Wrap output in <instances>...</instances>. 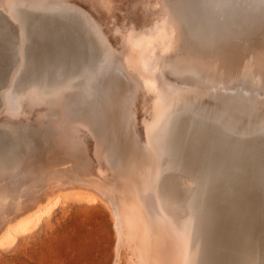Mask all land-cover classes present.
<instances>
[{"label": "bare ground", "instance_id": "1", "mask_svg": "<svg viewBox=\"0 0 264 264\" xmlns=\"http://www.w3.org/2000/svg\"><path fill=\"white\" fill-rule=\"evenodd\" d=\"M122 1L0 0V6L15 11L22 43L17 48L14 35L0 32V114L8 123L0 127V188L13 194L0 212V248L11 247L61 202L99 199L115 217L119 251L127 244L133 249V264H213L215 241L229 239L237 226L231 205L212 200L210 183L221 173L247 177L236 170L264 177V75L246 71L226 77L203 59L222 49L236 48L239 54L243 48L255 62L252 69L264 68V55L258 54L263 60L256 62L259 57L251 49H264V0H129L131 13L124 22L114 14L124 9ZM24 5L29 11L22 10ZM78 5L82 16L75 24L85 36L79 35L81 49L59 50L54 39L65 29L76 30L75 25H57L45 12ZM110 15L119 17L111 22ZM198 84L205 91L198 92ZM142 101L146 111L157 114L153 123L162 116V131L150 133L160 134L159 141L148 134L153 124L139 112ZM232 132L263 136L256 143L230 142L243 154L234 161L216 148L222 140L234 141L227 134ZM113 139L132 151L143 146L140 165L125 168L127 191L120 181L107 190L68 170L46 174L43 168L41 159L71 156L84 164L95 158L98 168L113 173L119 168L111 155ZM185 177L198 181L187 207L175 199ZM133 197L142 204L135 218L127 206ZM261 198L255 208L262 211ZM183 209L187 218L181 216ZM219 226L223 235L214 236L211 230ZM253 238L246 244L253 251L228 263L264 264L257 257V245L264 247V242Z\"/></svg>", "mask_w": 264, "mask_h": 264}, {"label": "rangeland", "instance_id": "2", "mask_svg": "<svg viewBox=\"0 0 264 264\" xmlns=\"http://www.w3.org/2000/svg\"><path fill=\"white\" fill-rule=\"evenodd\" d=\"M79 2H81V4L84 3L83 1H79ZM130 2L131 1H129V0L122 1V6L124 4V7H123L124 9H122L120 7L117 9V11H114L115 16L120 14L119 15L120 17L117 16L114 18L113 17L114 14H113V16L110 15L109 18L112 19V20L110 19L111 22L114 20L116 21V18H118V17H119L118 19L121 18L120 20L123 21L127 18V16H129V14L131 13V10H130L131 7L128 8V6H130L129 5ZM118 4L120 5L121 1ZM20 6H18V9H20L19 8ZM83 6H84V4H83ZM22 7H23L22 10H24V11H29V9H30L29 7H28L29 8L28 9L25 5ZM77 7L75 8L76 10L74 8H64L65 10L67 9V11L62 10L61 8H58V10L53 9L51 11L49 10V11L45 12V14L52 17V21H54L57 25L60 24V22L68 24L73 19H80L81 18L82 14L80 16V14L78 13L81 9L79 8V5ZM6 8L4 6L3 7L0 6V32L9 31L12 34V36L14 35L13 37L16 38L14 40V42H16L15 46L17 48H19L22 45V43H20V41H21L20 37H19L20 33H18L19 31H21V27H19L20 24H18V20L16 19L17 16L15 14V11L11 9L13 11L12 12L9 8H7V9ZM8 9H9V11H8ZM60 9H61V11H60ZM70 9H72V10H70ZM121 9L124 11H120ZM77 10H78V12H77ZM118 10L120 13L118 12ZM5 11H7L8 13L10 12V14L6 13ZM57 11H59V12H57ZM36 12H38V11H36ZM38 13H40V11ZM87 13H89V12H87ZM14 14H15V16H14ZM106 20H108V19H106ZM122 21H120V22H122ZM4 22H5V24H4ZM72 22L75 25L76 33L78 32L80 35H82L83 33L81 32L82 31L81 27H78L74 21H72ZM82 37L83 38L85 37L84 34L82 35ZM23 46H24V44H23ZM250 47L251 46H249V48ZM257 48H259V47L258 46L257 47L252 46L251 49L253 51L255 50V52H257V54L255 55L256 56L255 59L258 57L259 58L256 59L255 61L259 62V60L262 59V58H260V56L264 55V49L261 50V48H259V51H258ZM240 49L242 52H240L239 54L235 53V51L237 50L236 48H234V49L233 48L232 49H222V50H219V52L216 54L209 55V58H208V56L205 57L203 60H204V62L211 64L214 68H216V66H217L218 70H220L222 72L224 71L225 73H227V74H225L226 77L228 76V73L229 74H231V73H237L238 74V72L239 73H242V72L245 73L246 71L253 72L255 74H263L264 75L263 66L259 65L258 66V72H256V70L254 68L252 69V66L255 63L254 60L250 61L248 58V56L251 57L250 53L248 54V56H246V53H244L243 52L244 50H242L243 48H240ZM258 54H261V55L258 56ZM245 65H246V67H244ZM221 67H224V68L222 69ZM226 67L228 69H226ZM245 68L247 70H245ZM259 71L261 73H259ZM200 82L202 84H204V81L201 80ZM199 85L200 84H198L196 86V88H197L196 90L198 92H201L203 90L205 91L204 88H201V87H203V85H200V86ZM139 105L140 106L138 108H139L140 114L144 115V116L146 115V119L148 121H150L149 123L153 124V126L151 125L152 129L148 133L149 136L150 135L152 136V134H150V133H152V132L154 133V131L159 132L162 129L160 127V125H162V121H161L162 116L160 115L158 120H156V122L153 123L151 117H152V115H157V114H153L152 113V112H154L153 110H152V112L146 111V106L144 107L143 101H142V103L140 102ZM140 107H141V109H140ZM184 110H185L184 108L183 109H177L174 111V113L176 111L183 113V112H185ZM181 111H183V112H181ZM186 111H188V110H186ZM188 112H191V110ZM191 114H192V112H191ZM147 115H148L149 119H148ZM149 115H151V116H149ZM4 120H5L4 115L0 114V127L7 128L8 123ZM4 125H6V126H4ZM144 128L145 127L143 126L142 132L145 131ZM159 128H160V130H159ZM143 133L145 134V132H143ZM144 134H142V135H144ZM246 134H248V135H246ZM246 134L242 135V134H237V133H233V132L231 133V135H233V137H235V139H254L257 142H259L260 138L263 136L262 132H256L254 134L252 133V135H250L249 133H246ZM159 135L157 133L154 136H152L153 140L159 141V139H160ZM137 137H138V135H137ZM121 138L124 139V137H121ZM140 138L141 137L137 138L139 143L141 142ZM113 140H114V142L112 141V146L110 148L111 155L113 156L114 161L116 159H118L115 161V163L117 161L118 162L116 164L119 163L118 165L115 164L116 166H119V168L118 167L114 168L115 171H113V173L111 170L104 169L105 167H103V165H102V167L99 166L102 169V170H100V168H98V166H97L98 163H97V161H95L96 159L94 157L93 158L95 160L93 159L91 161L92 164L87 163L88 161H85V163L88 164L87 166H91L90 168L85 167L86 164L81 163L82 162L81 160L79 161L77 158H73L71 156L62 157L60 161H57V160L51 158L49 161L47 160L45 162L43 159H41V162H44L43 168L47 171L46 174L49 171L51 172L53 170L62 171V172L65 170L66 171L68 170V173L71 175L73 174L72 176H74V178H80V179L84 178L83 181H86V180L93 181L94 184L97 183L101 187L107 188V190L111 189L113 187V185H115L117 182L120 181L122 184V187L125 188V191H127V188L125 186H127L126 183H129V180L122 181L123 179L128 177V174L125 172L126 171L125 168L132 167L134 169L138 165H140L139 164L140 158L138 156H140V157L143 156L142 154L144 153L143 152L144 150L143 149L141 150V148H143V146H142V144H140L141 146H139V148H137L138 151H140V152L132 151L129 147L126 148L128 145L126 146L125 144H123L124 142L122 143L121 141L116 140V139H113ZM113 147H115V148H113ZM119 149H121V150L119 151ZM126 151H127V153H126ZM141 151H142V154H141ZM112 152H113V154H112ZM119 152H120V155L118 154ZM133 153L136 155H134ZM122 154H124V156ZM131 154H133L134 157H131L132 156ZM118 155H119V158H118ZM121 160H122V162H121ZM126 162H127V164H126ZM95 165H96V167H94ZM135 165H137V166L133 167ZM92 166L94 169L92 168ZM120 167H122V170ZM132 168H131V170H132ZM81 171H83V173ZM102 172H104V173L102 174ZM106 176H107V178H106ZM91 178H92V180H91ZM128 179H130V178H128ZM184 180H186V181H184ZM109 182H110V184H109ZM183 182L185 183V185ZM181 183H183V184H181ZM178 187H180L181 192L179 195H177V197H175V199L177 200V198L180 197L182 203H184V206L187 207V205L189 204L188 202H191L190 199L195 198V194H196V191L198 188V181H197V179L192 178V177H185L181 181L178 182ZM190 188H191V190H190ZM190 191H191V193H190ZM0 194H1L0 195V212H1L2 210H5L7 208L6 205L12 203L10 199L6 198V196L9 194H11L13 196V194L11 193V191L9 192V190L6 187H3L2 189L0 188ZM186 194H187V196H186ZM185 197H186V199H185ZM14 202L17 203L16 200ZM127 203H128L127 206H129V208L131 207L130 208L131 216L133 218H135V216H136L135 214H137V211L142 209L141 202L138 200V198L133 197L131 202H127ZM257 211H260L261 213L260 212H258L260 214L248 213L250 215L246 218V220L243 219L239 224H237L238 226H237L235 232L231 233V236L229 239H227L226 236L225 237L223 236L222 237L223 239L218 238V241H215L216 247L214 250L215 251L214 252L215 258L214 259L216 262L213 259V262H214L213 264H230L228 262L229 261L231 262L232 260H234V262L236 263V260L239 259V256L242 257L243 255L249 254L250 251H253V247H252V245H246V244L249 243L252 236H254L256 238V239L253 238L254 243L256 240L259 244H260V242L258 240H262L264 242V221L262 220V216L264 215V209L262 210L263 211L262 212L261 206H260ZM111 212H112V210L110 211L109 205L106 204V202L100 201L99 199L95 203H91V204H87L85 202H82V203L75 202L72 200H67L65 202H61L49 216H45L41 220V222L36 226V228H34L32 231H30L28 233L19 235L17 237L15 243L11 247L0 248V264H116V263L117 264H133V262L135 261L134 260L135 253H134L133 249L131 250V248L128 246L129 244H127L128 247L127 246L123 247V249L120 251L118 249V245H119L118 240L119 239H118L117 229L115 226L116 222H115V217H114L113 213H111ZM180 213H181V216H184L186 214V218H187V216H189L188 212L185 209L180 210ZM250 218H251V221H250ZM239 226H241V227H239ZM242 228L245 230L242 231L243 230ZM251 231H252V233H251ZM255 232H256V235H255ZM248 235H251V237H249ZM143 237H144V234H143ZM257 246L259 247V249H258L259 252H258L257 257L264 258V247H261L259 245H257ZM231 250H233V251H231ZM228 251H229L230 255L227 253ZM232 252H235V253L237 252V254L232 253ZM236 255H238V256H236ZM230 259H232V260H230ZM136 261L138 262L139 260L136 259ZM140 263H141V261H140Z\"/></svg>", "mask_w": 264, "mask_h": 264}, {"label": "water", "instance_id": "3", "mask_svg": "<svg viewBox=\"0 0 264 264\" xmlns=\"http://www.w3.org/2000/svg\"><path fill=\"white\" fill-rule=\"evenodd\" d=\"M78 19H73L72 21H76ZM79 33H76L75 30L72 28L65 29L63 33H59L58 36H56V39H54V44L57 46V48L60 50L65 49L70 52H76L79 49H81ZM228 136L233 139L234 141H228L225 139L224 141H220V143L217 144L216 148L219 151L225 152L223 157H226L229 159V156L231 159L236 161L238 158H240L241 154L239 150H235L230 142L238 141L240 143H256L254 139H235L231 133H227ZM216 143V142H214ZM213 143V144H214ZM245 167V166H244ZM229 168V167H228ZM231 170L233 171L234 168L232 167ZM240 174H246L247 177H232L231 175H227L225 173H221L217 176V179L215 181H212L210 183L209 188L211 189V195H213L215 198H212V200L219 201V202H227L231 206L230 211L232 212V220L235 221L236 225L238 226L243 219L246 220V218L250 215L248 213H255L260 214V211H257V208H255V205L257 203V200L261 202V199H258L260 197L264 198V195H261L260 192L264 191V177L259 179L254 177H248L249 172L246 170L245 173H241L240 171L236 170ZM251 175V174H250ZM222 194L225 196V198H219ZM253 201L252 205L248 206L249 201ZM249 210H248V209ZM248 210V211H247ZM260 212V213H258ZM244 226V225H243ZM234 227V229H235ZM236 230V229H235ZM222 226H219L217 228H213L211 232L214 233V236L216 235H223Z\"/></svg>", "mask_w": 264, "mask_h": 264}]
</instances>
